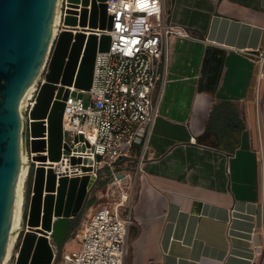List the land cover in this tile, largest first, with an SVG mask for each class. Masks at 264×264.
Masks as SVG:
<instances>
[{
    "label": "crops",
    "instance_id": "crops-1",
    "mask_svg": "<svg viewBox=\"0 0 264 264\" xmlns=\"http://www.w3.org/2000/svg\"><path fill=\"white\" fill-rule=\"evenodd\" d=\"M166 5L170 20L194 38L171 40L166 81L160 95V86L153 95L158 115L147 143L114 168L126 174L122 181H133L127 187L133 222L125 264H264V166L255 136L262 81L259 54H249L264 47V0ZM206 58L220 62L213 89L200 88L212 77L203 71ZM223 101L232 103L231 115L239 121L229 129L231 141L200 143L212 108Z\"/></svg>",
    "mask_w": 264,
    "mask_h": 264
},
{
    "label": "built area",
    "instance_id": "built-area-1",
    "mask_svg": "<svg viewBox=\"0 0 264 264\" xmlns=\"http://www.w3.org/2000/svg\"><path fill=\"white\" fill-rule=\"evenodd\" d=\"M105 3L107 13L111 16V29H96L95 32L98 36L110 34V46L96 54L89 90L69 86L70 92L64 99L63 147L59 160L35 158L40 155L48 157L47 147L41 152H33L31 149L35 137L31 134L30 112L37 102L42 84L46 82L48 68L34 83L26 99L24 153L29 162L28 175H32V179L36 168L43 165L46 170L52 169L57 179L88 175L92 188L101 171L110 170L113 183L119 184L122 178L117 177L119 173H114L116 164L130 161L137 147H145L158 115V101L154 100L153 95L157 86H160V95L166 81L171 40L194 38L186 27L170 20L166 0H105ZM91 6V0L86 6L82 0L73 5L68 0H61L60 27L56 36L65 28L71 29L73 34L83 31L88 35L90 28L67 26L64 18L69 8L80 18L82 9L86 7L90 12ZM256 53L260 59L259 79L263 81L264 47L249 52L251 55ZM261 87L259 83L260 93L264 91V86L263 89ZM86 93L90 95L87 103L84 100ZM42 120L46 130L44 135L36 138L44 139L47 145L48 117ZM137 161L138 164L141 159ZM131 197L130 191H124L121 200L114 205L97 207L79 230L81 248L61 253V262L125 264L129 251V229L133 221L130 204L124 214L121 207ZM48 238L55 257L57 246L50 233ZM258 251L261 248L258 247Z\"/></svg>",
    "mask_w": 264,
    "mask_h": 264
},
{
    "label": "water",
    "instance_id": "water-1",
    "mask_svg": "<svg viewBox=\"0 0 264 264\" xmlns=\"http://www.w3.org/2000/svg\"><path fill=\"white\" fill-rule=\"evenodd\" d=\"M73 5L80 0H68ZM59 0H0V264L8 248L14 217L17 186L25 142V113L21 102L29 88L48 68L37 102L30 112L33 152L46 155L36 159L57 161L63 147L64 99L69 86L89 90L93 81L98 51L110 46V34L101 36L96 29L110 30L111 16L105 0H91V11L84 7L80 18L69 8L64 18L67 26L88 27L91 32L73 34L65 28L54 33ZM88 5L89 0H82ZM80 95V93H79ZM48 117V143L36 138L46 130L42 119ZM100 159V157L98 158ZM124 174H117L123 178ZM93 184L90 177L57 179L52 169L36 168L28 214L29 229L22 237L15 264H55L69 226L86 207ZM58 247L54 251L48 238Z\"/></svg>",
    "mask_w": 264,
    "mask_h": 264
},
{
    "label": "rangeland",
    "instance_id": "rangeland-1",
    "mask_svg": "<svg viewBox=\"0 0 264 264\" xmlns=\"http://www.w3.org/2000/svg\"><path fill=\"white\" fill-rule=\"evenodd\" d=\"M261 89H263L264 86V80L261 82ZM264 91L261 92V96L259 99V106H260V127L256 130L255 132V136L257 138V140L259 141V145L257 147V151L259 153V156L262 160V164L264 166V111L262 110L263 108V104H264ZM89 94L86 93L84 95V100L87 103L89 101ZM257 107V106H256ZM220 128V127H219ZM225 129L224 126H222L221 130ZM228 134V133H227ZM237 140H235L234 146H236L237 144ZM241 142V139H239V143ZM243 142V140H242ZM241 142V144H242ZM245 143V144H244ZM244 145H248V141L245 139L243 142ZM241 148H245V146L241 145ZM240 154L242 155V152H240ZM131 165V164H130ZM135 166V164L131 165V168H133ZM130 168V170H131ZM261 173H262V166L260 163L259 166V175H260V179H261ZM131 175H133V169L131 170ZM133 181L128 180L126 181H122L119 184H114L112 181V177L111 175L107 172V171H101L100 177L98 179V181L96 182V185L91 189L88 199H87V204L85 209L79 214V217L77 219L76 225H75V229L73 232H71V234L69 235V237L66 239L65 245L63 246V249L61 251V253L66 252V251H72V250H79L82 246V238L81 235L79 233V230L82 228L83 224L87 221V219L89 218V216L91 215V213H93V211H95V209L97 207H99L100 205H105V204H112L114 205L116 202H118L121 199V194L124 191H127V187L132 184ZM261 183V181H260ZM25 203H24V212H23V227L21 229V231L19 232L18 235V242L15 245V249L13 250V254L11 259L9 260V264H15L16 262V258L18 256L19 250H20V244L22 241V237L25 233V231L28 228V224H27V220L25 219V216L28 214L29 211V206H30V200H31V190L33 187V179H32V175H28L27 181L25 183ZM129 200L125 202V206H126V210L128 209V205H129ZM123 211V209H122ZM125 213V211H123V214ZM53 242L55 243V241L53 240ZM58 249V247H57ZM264 255V254H263ZM263 258V256L261 257ZM260 258V262L262 261V259ZM55 264H63L61 262V256L58 257V259L56 260Z\"/></svg>",
    "mask_w": 264,
    "mask_h": 264
},
{
    "label": "trees",
    "instance_id": "trees-1",
    "mask_svg": "<svg viewBox=\"0 0 264 264\" xmlns=\"http://www.w3.org/2000/svg\"><path fill=\"white\" fill-rule=\"evenodd\" d=\"M218 64H220V62ZM218 64H216L214 61L207 62V58H206L203 71L211 73L212 77L209 79V83L207 84L206 87L203 85V83L200 84L201 89H206L210 87L213 89L217 86L219 80ZM232 109H233L232 103L227 101H223L215 104L214 107L212 108L206 130L202 135L198 137V141L200 143L209 144L212 146H217L218 144H220L222 140H226V142L229 143L231 141V140H227L229 139V131H230L229 129L232 128L234 124L239 123V121L234 116L231 115L230 110ZM222 126H224L225 129L221 130Z\"/></svg>",
    "mask_w": 264,
    "mask_h": 264
},
{
    "label": "bare ground",
    "instance_id": "bare-ground-1",
    "mask_svg": "<svg viewBox=\"0 0 264 264\" xmlns=\"http://www.w3.org/2000/svg\"><path fill=\"white\" fill-rule=\"evenodd\" d=\"M60 1L58 3V10L56 15V21H55V27H54V33L56 35L58 27H60ZM34 85V84H33ZM33 85L29 88L27 91V94L25 95L24 99L21 102V110H24V106L26 104V99L30 96V93L32 91ZM28 167L29 162L27 161L25 153L23 154V161H22V167L20 170L19 180H18V186H17V195H16V202H15V209H14V217L12 222V230H11V237H10V245L8 248V252L6 255V258L3 262V264H9V260L12 257L13 250L15 249V245L18 242V235L19 232L22 229L23 225V212H24V203H25V183L28 178ZM29 229V226L28 228Z\"/></svg>",
    "mask_w": 264,
    "mask_h": 264
},
{
    "label": "flooded vegetation",
    "instance_id": "flooded-vegetation-1",
    "mask_svg": "<svg viewBox=\"0 0 264 264\" xmlns=\"http://www.w3.org/2000/svg\"><path fill=\"white\" fill-rule=\"evenodd\" d=\"M78 217H79V215H78L77 217H75V218L71 221L70 226H69V229H68L69 231H71V232L74 231V229H75V225H76V222H77Z\"/></svg>",
    "mask_w": 264,
    "mask_h": 264
}]
</instances>
